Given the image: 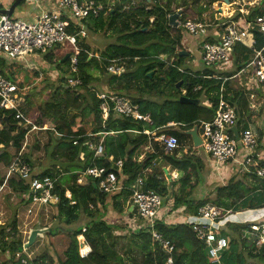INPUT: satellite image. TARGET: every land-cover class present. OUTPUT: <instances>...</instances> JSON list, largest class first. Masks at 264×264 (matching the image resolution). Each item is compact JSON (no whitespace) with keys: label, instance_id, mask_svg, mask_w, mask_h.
I'll return each mask as SVG.
<instances>
[{"label":"trees","instance_id":"obj_1","mask_svg":"<svg viewBox=\"0 0 264 264\" xmlns=\"http://www.w3.org/2000/svg\"><path fill=\"white\" fill-rule=\"evenodd\" d=\"M94 1L108 7L109 0ZM134 1L118 0L106 13L104 11L96 17L89 16L81 21L70 20V34H78L84 28L87 36L116 33V41L101 51L99 60L89 56L91 53L98 55L97 51L93 53L90 46L81 43L80 39H77L78 54L69 45H58L47 53L37 54L33 64L30 59L29 64L36 65L32 67H27L28 62L0 58V73L16 85L24 100L21 108L24 117L38 128H47L40 131L27 151H23L22 145L30 131V125L16 120L13 111L0 109V188L4 185V172L17 158L34 171L42 158L36 159L33 153H41L43 157L49 154L57 158V167L45 168L37 173L38 177L50 176L56 179L54 191L59 194L60 201L52 208V218L68 228L65 234L68 245L63 256L51 255L48 264H165L169 257L173 264H213L207 256L205 244L196 237L197 210L206 204L231 209L230 216L237 220L233 223L228 216L214 223L215 230L222 231L228 239V247L220 257L221 264H264V248L247 243L242 238L243 231L253 225L243 218H251L264 207V182H258L253 177L252 185L246 186L244 180L247 176L241 171L242 179L232 178L225 186L218 187L214 193H205L198 201L191 198V191L197 180L191 183L196 171L188 160L169 159L173 168L182 172L178 193H172L169 199L168 187L162 176L156 171L143 175L145 188L162 196L163 205L171 203L168 208L171 212H177L178 218L169 221L159 213L153 226L170 243V254L162 251L152 238L150 229L138 228L131 231L128 223L121 227L116 223L117 219L106 218L112 214L118 220L124 216L129 219L134 217L135 210L129 212V206L132 205L129 202L132 194L130 186L147 167L144 162L134 161L136 151L148 143V138L156 144L152 139L160 134L176 137L180 146L185 136L167 125L174 123L182 131H187L200 126V122H210L217 108V94L221 85L220 80L204 78L220 73L204 68L191 72L182 67L185 56H179V52L185 49L181 47V37L182 34L188 35L180 29L181 25L173 28L167 20L169 15L176 12L172 8L175 0H151V4L146 0H137V5ZM216 1L219 0L207 3L211 5ZM25 2L26 0L22 1L20 5ZM181 8L183 13L180 17L185 16L183 21L197 17L201 20L199 16L202 11L195 12L186 3ZM260 16H264V0L249 8L248 15L242 16L236 12L231 20L253 23ZM12 19L16 20L18 17ZM150 19L153 21L150 22ZM212 31L213 28L208 29V32ZM251 32L255 48L261 49L264 46V35L257 30ZM203 42L213 43V36L209 34ZM251 54L250 50L241 45L235 47V69L232 72L247 62ZM188 55L186 52V56ZM72 56L77 60V72L70 69ZM160 56H166L167 60L173 58L171 65L175 67L159 60ZM111 61H117L122 67L120 75L107 72ZM178 68L185 72H180ZM60 70L66 77L56 73L57 81L50 82L47 73ZM150 72L152 76L149 78ZM223 74L230 75V72ZM75 78L80 80V85L69 86L68 79ZM180 81L182 84L177 89L176 84ZM33 83L35 86H31ZM197 86L200 89L193 92L192 89ZM224 86L226 95L228 94L226 99L235 109L239 123L243 122L246 127L249 119L254 116L249 115L248 94L244 95L235 81L227 82ZM45 88L50 90L48 96L37 103V92L40 93ZM99 94L119 95L129 99L138 106L142 115H148L151 124L113 115L102 121ZM181 96L198 100L199 104L180 103ZM260 96L258 94L257 97ZM259 114L263 119L264 110L261 109ZM244 118L249 119L242 121ZM144 131H154V135L147 136L143 134ZM40 136L45 142L39 141ZM259 136H262L261 131ZM74 140L78 141L77 145H73ZM86 142L102 144L103 155L94 157L93 151L84 145ZM105 157H112V163L107 162ZM117 160L123 162L121 171L116 172L118 181L123 184L119 192L102 194L97 189V181L90 178L83 186L76 184L78 172L89 167H105L109 170L115 168L114 162ZM5 183L19 196V206L25 207L28 204L27 185L16 175H12ZM259 190L263 192L260 193ZM65 192H69V199L65 197ZM19 225L17 218L0 225V264H22V258L25 259L23 246L27 241L24 242ZM121 231H125L123 237L120 236ZM77 237H82L83 245L90 249L84 258L79 256ZM123 239L126 244L117 248L119 241ZM118 250L123 251L122 255ZM17 254H20L19 258H16ZM27 264H45L44 255L38 259L31 257Z\"/></svg>","mask_w":264,"mask_h":264},{"label":"built area","instance_id":"obj_2","mask_svg":"<svg viewBox=\"0 0 264 264\" xmlns=\"http://www.w3.org/2000/svg\"><path fill=\"white\" fill-rule=\"evenodd\" d=\"M161 1V0H159ZM240 0H228L229 7L235 6L233 14L239 12L242 16L248 15L249 8L257 6L261 0H246L244 6L239 7ZM220 8V7H219ZM110 6L104 7L101 3H95L94 0H57L56 9L42 10L31 20L12 19L0 15V58L9 61L26 62L29 55L44 54L51 51L58 45H69L76 50L78 54L77 37L68 32L70 20L81 21L89 16H98L99 13L109 10ZM221 9V8H220ZM218 14V12H216ZM227 16L224 21L218 19L213 24L208 25V20L188 19L179 23L187 35L200 37L202 41L206 36L212 35L214 42H203L201 44L200 59L204 69H210L220 75L205 76L206 79L220 80L221 85L217 94V108L214 117L210 122H200V138L202 147L208 156L213 160V166L216 175L219 176L220 170H226L229 174L237 167L245 176L252 181L253 177L258 182H264V157L260 146L264 141V136H259V132L254 126L239 123L235 109L228 102L224 84L235 81L244 95L248 94V99H254L258 94L259 98L264 100V46L257 50L253 38V30H257L264 35V16L257 17L253 23L242 20H231L232 16ZM150 22L153 19L149 20ZM213 28L212 32H208ZM80 35L86 36L81 30ZM243 46L251 51L249 60L235 69V47ZM90 57H94L89 54ZM100 59L99 57H95ZM159 60L171 65L173 58L167 60L160 56ZM77 60L75 56L71 57L70 69L77 72ZM180 72H185L182 69ZM107 72L120 75L122 67L117 61H111ZM230 72V75L223 73ZM71 87L80 85L78 78L68 79ZM199 86L192 89L197 92ZM185 91H183V94ZM101 100L100 112L102 121H106L110 115L120 118H131L135 121H143L151 124L148 115H142L138 106L119 95L99 94ZM24 100L17 91L16 85L4 78L0 73V109L13 111L16 120L30 125V131H45L46 127H36L21 112ZM251 109H254L251 106ZM264 110V107H263ZM244 118L242 121H246ZM260 124V123H259ZM260 130L264 132V118L261 121ZM235 127L238 138L235 137L231 128ZM29 131V132H30ZM143 134L149 136L151 132L144 131ZM261 137V138H260ZM157 141L165 153H172L179 148L178 139L169 134H160L156 136ZM78 141L74 140L73 145ZM92 150L94 157L103 155V145H93L89 142L84 144ZM106 161L112 163V157H105ZM123 162L118 160L114 162V167L107 170L105 167H89L83 172H78L76 184L83 186L86 179L97 181V189L102 194H112L120 191L122 185L117 179L116 172L121 171ZM7 175L11 177L16 175L27 185L28 204L25 206L28 216L32 214L33 208L48 209L53 208L60 201V196L54 190L56 188V179L50 176L38 177L37 172L28 165L22 163L17 158L7 169ZM145 178L143 174H138L133 184L130 186V201L135 210L134 217L136 225L128 223L131 231L150 229L152 238L160 245L164 253H171L170 243L163 239L153 228L155 219L161 213L163 208V197L144 186ZM65 197L70 198L69 192H65ZM74 204V202H71ZM231 209H223L212 204H206L197 210V229L196 237L206 246L207 256L211 263L221 264L220 257L228 247L227 236L222 231H216L214 223L222 221L230 216ZM129 220V219H128ZM242 238L247 243L264 248V221L251 225V228L243 231ZM27 250L23 246L25 259L21 263L27 264L30 256L26 254ZM90 252L89 247L79 248V256L84 258ZM20 254L16 255L19 258ZM165 264H173L171 257Z\"/></svg>","mask_w":264,"mask_h":264},{"label":"rangeland","instance_id":"obj_3","mask_svg":"<svg viewBox=\"0 0 264 264\" xmlns=\"http://www.w3.org/2000/svg\"><path fill=\"white\" fill-rule=\"evenodd\" d=\"M117 1L118 0H109L108 6L113 7V4H115ZM208 1H210V0H175V2L172 5V8L174 9V11H178L180 9L183 11V9L181 7L186 3L189 6H191L192 9L195 10V12L202 11L203 13H201V15L199 17L202 18V20H208V22H206V24H208V25L213 24L218 19H221V21H224V19L227 17L226 16L227 11L230 10L229 4L224 3V1L220 0V1L214 2L211 5H208V3H207ZM245 1L246 0H240L239 1V7L244 6ZM255 1H258V0H255ZM135 3L137 5L138 1L135 0ZM127 6H129V5H127ZM205 6H206V8L204 9ZM202 7H203V9H202ZM215 7H220L221 12L217 14L216 11L214 10ZM21 8H23V4L17 8V12L20 13ZM234 8H236V7L235 6L231 7V9H234ZM17 12H15L13 17L20 16L22 18H25V16H26L25 14L19 15ZM231 13L232 12H228V14H231ZM186 15L188 16L187 13H186ZM184 18H185V16L180 17L179 22L180 23L185 22L186 20L183 21ZM179 27H180V29H182V31H184L181 26H179ZM75 35H76L77 39H80L81 43H87L90 46V48L93 50V53H95L97 51L98 55H93L91 53V55H93L94 57H96V56L99 57V55L102 51L101 49H103V47H101V46H103L105 43L111 44V43H114L116 41L115 40V37H116L115 32H113V33L107 32L106 34L99 33V34H97V37L94 34H90L88 36L86 34L85 37H82L80 35V33L75 34ZM181 41H182L181 47L185 50H187V49L190 50V52H188L189 55L187 57L185 56L183 61H182V67L185 69H188L189 71H191V70L195 71V69L199 68V66H197V65L202 64L200 62L201 59L199 60V53L201 50L202 42L199 43V42L191 41V43H189L188 38L185 37L184 34H182ZM98 42H99V44H98ZM162 57H164L166 59V56H162ZM37 70H38V68H37ZM63 70H64V68H63ZM52 72L53 73H51V72L47 73V77L50 80V82H52V83H55L57 81L56 80L57 74H60L61 77L63 76V78L66 77V74H64V72L61 70L57 71V72H55V71H52ZM31 86H35V83L31 84ZM49 91L50 90L47 88L43 89V91H41L40 93L35 91L38 94V96H35V101L37 103H40L41 100L45 99L48 96L47 94H49L48 93ZM260 111H261V109L258 110V112H256V113L251 112V114L253 113L254 116L250 119L248 118L249 119L248 123L251 126H254V128H256L258 130V132L261 131L259 125L261 124V121H262L261 114H259ZM262 116H264V115H262ZM199 131H200V129H199ZM165 132H167V131H165ZM40 133H41L40 131H30L28 133V135L26 136V139L22 145L23 151H27V148L32 145V143L35 141V137H38L40 135ZM261 134L264 136V132L261 131ZM39 141H41V143H43V142H45V139L42 136H40ZM152 141H153V139H152ZM33 155L36 159L42 158L38 161L39 162L38 167L37 166L35 167V171L37 173L39 171H41L42 169H45V168L53 169L54 167H57L59 165L58 162L56 161L57 158H53V157L49 156V154H47V156H45V157H43V155L41 153H38L36 155H35V153H33ZM205 157H207L206 159L208 161L213 162V160L211 158H209L208 154L203 152V147L200 146V147H197V149H193V152L188 157L185 158V160H188L190 162V164L195 166L196 172L194 174L196 176L195 180H197V182H196V185L194 186L193 190L191 191V193H192L191 198L196 200V201L201 200L205 193H214L218 187L225 186L227 184V182L232 178H236L238 180L242 179V174L240 173V170L236 167L235 171L233 170L231 172V174H229L224 169L220 170L219 176L217 175L218 180L208 184L209 179H207V177H210L211 173L214 174V173H216V171H215L214 166H213V171H211V172L205 169V163H204ZM61 161L64 162L63 160H61ZM157 172H159V171H157ZM159 173H160V175L162 174L161 172H159ZM61 176L62 175H60V177ZM172 178H173V181L175 180V185L177 183L179 184L180 179H177L175 177H172ZM164 181L168 182L167 177H165ZM244 183H246L247 184L246 186H249V187L252 185V181H250L249 177H247L246 180H244ZM179 186H180V184L178 185V187ZM259 191H260V193L263 192L262 190H259ZM18 197L19 196H17V200L19 199ZM6 199H7V197H6ZM12 199H14V198H12ZM190 201H192V200H190ZM17 206L22 207V205L19 206V204H17ZM0 207H2L1 202H0ZM28 208L29 207H27V208L25 207V209L20 210V214H21L22 219L18 218V221L20 222L19 228H20V231L22 233V237L24 239V242H26L27 239H29V237L31 235L34 236V238H37L36 239L37 241L31 246V248L27 249L26 254L29 255L30 257H32V259L33 258L38 259L39 257L44 255L45 264H48V262H50V261L46 260V258L49 257V254L53 255L54 257H56V255L58 257L63 256V252L68 245V238L65 236L68 228L65 224H62L58 220H54L52 218V215H53L52 208L38 209L37 207H34L32 214L29 216L27 214ZM168 209H169V211L165 212V215H164L163 211H161L160 214L161 215L163 214L165 216V218L168 217L169 219L176 220L177 219L176 218L177 212H174V211L171 212L170 208H168ZM23 211H24V213H22ZM172 214L174 215V218L169 217ZM23 215H24V221H23ZM0 217H1V215H0ZM229 217L232 218L233 223H235L237 221L236 217H233V216H229ZM260 218H264V207H262L260 210L256 211V213L251 218H248V219L243 218V220L251 222L252 224H255L257 222V220ZM8 222H10V220ZM125 223H126L125 219L124 220L119 219L118 224L121 225V227L124 226ZM128 223H130L132 225H136V220L132 221L131 219H129ZM51 230H52V232H50ZM124 232L125 231L120 232L121 237H123ZM77 239H78V241L82 240L81 237H77ZM122 244H126L125 239L119 241V245L117 248H119V246ZM250 247H251V245H250ZM118 252L122 255L123 251L118 250Z\"/></svg>","mask_w":264,"mask_h":264},{"label":"crops","instance_id":"obj_4","mask_svg":"<svg viewBox=\"0 0 264 264\" xmlns=\"http://www.w3.org/2000/svg\"><path fill=\"white\" fill-rule=\"evenodd\" d=\"M13 1L14 0H0V9H7L8 7H10V5L13 3ZM56 7H57V0H26V2L23 3V8H21V12L20 13L17 12V9L15 11L19 15L20 14H25L26 15L25 18L17 16L18 19L28 21V20L33 19L35 16H37L40 11L56 9ZM229 8H230V10L227 11V15L226 16H231L233 11H234V9H235V8L231 9V7H229ZM228 12H232V13L228 14ZM85 29L86 28H84V31H85ZM185 37L188 38L189 43H191V41H195V42H199V43L202 42V38H200V37H194V36H190V35L185 36ZM98 44H99V42H98ZM107 45L108 44L105 43L101 47H103V49H104ZM103 49H101V50H103ZM185 51L186 52H190L189 49H187ZM35 56L36 55H29V57L26 58V62H28L27 67L36 66V65L29 64L30 63L29 62L30 59H31V63L32 64L34 63L33 60H34ZM199 60H200V53H199ZM200 62H201V60H200ZM197 66H199L198 69H195V71H193V70H191V71L192 72H197V71H201L203 69L202 64L201 65H197ZM248 98H247L248 110H249V114L250 115H251V112L256 113V112H258V110L263 109V107H264V100L263 99H261V98H259L257 96L254 99H248ZM251 106H253L254 109H251ZM144 123H146V122H144ZM167 127L175 129L177 131L179 130L180 133L183 136H185V139H183V141L181 142L179 148L176 149L175 151H173L172 153H165V151H163V149L159 145V143L157 141H154V138H153V141L157 142L156 144H154L151 141H149L150 138H148V143L145 144L144 146H141L136 151V155L134 157V161H136L137 163L144 162V163L147 164L146 169L143 170L145 176L151 174L153 171H156V172L159 171V172L162 173L161 175H162L163 179H165V177H167V179L169 178V181L166 182V185L168 187H170V191H169L170 194L169 195H172V193H178V190H179V187H180V186L178 187V185H179L178 183L175 185V180L173 181L172 177H175L177 179H181L182 172H180L177 169H174L172 164H171V161L169 159L171 157L174 158V159H177V160L185 159L186 157H188L193 152V149H197V148L193 147V144H192L190 136L185 135L184 132H186V131H182L180 129L179 125L176 126V124H174V123H169L167 125ZM187 131H190V130H187ZM197 132H198V135L200 137V131H199L198 127H197ZM153 135H154V131H151V136H153ZM261 142H262V145L260 146V149H261L262 155L264 157V141H261ZM203 152H205L204 149H203ZM206 158L207 157L204 158L205 169L211 172V171H213V162L208 161ZM235 168H234V171H235ZM159 172H157V174L159 176H161ZM4 174H5L4 185L0 188V202L2 204V207H0V215H1V217H0V222H1L0 225L6 224L10 219H13V218H17V220H18V218L22 219L21 214H20V210L25 209V207H18L17 206V204L19 202V199L17 200V194L13 193L12 190L8 187L7 183H5L10 178L7 175V170L4 172ZM207 179H209L208 184L218 180L217 179V175L215 173L214 174L211 173L210 177H207ZM194 182H195V176L193 175L191 183L193 184ZM121 185H123V184L121 183ZM6 197H7V199H6ZM12 198H14V199H12ZM129 202L131 203L130 198H129ZM129 202H128V205H130ZM170 202H172V201H170ZM169 205H171V203H169ZM131 206L132 205L129 206V209H130ZM132 211L133 210H129V212H132ZM162 211H163V213L165 215V212L169 211L168 205L167 206L163 205ZM22 213H24V211ZM115 216H116L115 214H112V215H109V217H106V218L117 219L116 223H118L119 220ZM169 217L174 218V215L172 214ZM166 218H167L166 221H169V218L168 217H166ZM176 218H178V216ZM124 219L126 220V223H127L129 218L124 216L122 218V220H124ZM23 221H24V215H23ZM182 221H184V220L182 219ZM263 221H264V218H260V219L257 220L258 223L259 222L261 223ZM29 239H30V237H29ZM29 239H27V243H28ZM36 239L37 238H33L32 243H30L28 245L27 249L31 248V246L37 241ZM81 241L82 240H80V243H79L80 245L82 244ZM46 259L49 261V259H51V255L49 254V257L46 258Z\"/></svg>","mask_w":264,"mask_h":264},{"label":"water","instance_id":"obj_5","mask_svg":"<svg viewBox=\"0 0 264 264\" xmlns=\"http://www.w3.org/2000/svg\"><path fill=\"white\" fill-rule=\"evenodd\" d=\"M22 1H24V0H14L13 3L10 5V7H8L7 9H0V15H4V16H7L8 18H12L15 10L20 6ZM146 1L148 2V4L152 3L151 0H146ZM223 1H224V3L228 4V0H223ZM214 10L218 13L221 12V9L219 7H215ZM182 13H183V11L180 9V10L176 11L174 14L169 15L167 18L169 26H171L173 28H177L179 26L178 18L180 16H182ZM179 56H186V51L179 52ZM151 76H152V72L148 73V77L150 78ZM181 84H182L181 81L178 82L176 84V88L179 89ZM179 102L184 103V104H193V105L199 104L198 100L189 99V98L184 97V96H181L179 98ZM231 131L233 132L235 137L238 138L236 128L232 127ZM184 134L190 136L194 148L200 147L202 145V141H201V139L198 135V132H197V126H194L193 129H191L190 131L184 132ZM168 181H169V178H168ZM168 191H170V187H168ZM169 194H168V198H170ZM129 210H133V206H131ZM33 238H34V236L31 235L28 243H26V245H24V247L26 249H27L28 245L30 243H32ZM79 247H81L80 244H79Z\"/></svg>","mask_w":264,"mask_h":264},{"label":"clouds","instance_id":"obj_6","mask_svg":"<svg viewBox=\"0 0 264 264\" xmlns=\"http://www.w3.org/2000/svg\"><path fill=\"white\" fill-rule=\"evenodd\" d=\"M179 22V21H178ZM118 161V160H117ZM120 172V171H119ZM140 174V173H139ZM143 175H144V173H143ZM121 184V183H120ZM82 238V237H81ZM82 242V241H81ZM79 243H80V241H79ZM81 247H88V246H85V245H83V243L81 244ZM81 247H79V248H81ZM26 249V248H25ZM27 250V249H26Z\"/></svg>","mask_w":264,"mask_h":264}]
</instances>
